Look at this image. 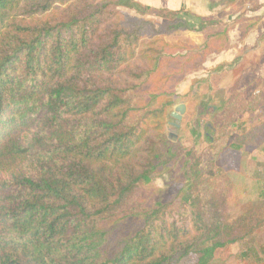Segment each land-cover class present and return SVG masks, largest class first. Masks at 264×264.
Wrapping results in <instances>:
<instances>
[{
	"label": "trees",
	"instance_id": "obj_1",
	"mask_svg": "<svg viewBox=\"0 0 264 264\" xmlns=\"http://www.w3.org/2000/svg\"><path fill=\"white\" fill-rule=\"evenodd\" d=\"M244 20L133 0H0V264H211L262 231L264 203L240 209L228 177L166 135L177 87ZM184 33L200 42L169 40ZM243 90L218 131L205 126L213 141L264 105ZM230 99L200 100L195 142ZM237 128L233 150L264 145V122ZM160 173L168 196L150 187Z\"/></svg>",
	"mask_w": 264,
	"mask_h": 264
},
{
	"label": "rangeland",
	"instance_id": "obj_2",
	"mask_svg": "<svg viewBox=\"0 0 264 264\" xmlns=\"http://www.w3.org/2000/svg\"><path fill=\"white\" fill-rule=\"evenodd\" d=\"M137 3L148 5L153 8H168L178 10L184 8L199 16L214 17L221 21L230 20V12L227 9V0H133ZM240 1V0H238ZM245 7V6H244ZM246 11V8H245ZM170 41H192L200 42V36L196 34L184 33L169 38ZM247 64H241L239 67L233 66L228 71L232 74H215V80L212 82L208 77V71L216 67L214 62L209 67L202 69L187 78L177 87L179 98L174 103L177 106L183 103L186 111L182 117L179 129H174L167 125L166 135L173 134L176 140L188 150L192 148L202 158L201 170L205 173H219L228 177L234 186V193L239 202L240 209H248L254 205L264 203V145L261 148H241L233 150L231 139L239 133L238 125L244 128L257 126L264 122V105L260 107L252 116H236L235 125L227 128L222 138L213 141L214 133L205 129V126H212L215 130L229 119V117L240 110L243 106L241 99L231 98L233 91L242 90L246 97L257 96L264 100V80L255 75L252 70L245 69ZM245 69V70H244ZM244 70V71H243ZM231 72V73H233ZM208 77V78H207ZM199 78L192 90H186L189 81ZM211 78V77H210ZM222 79V81H221ZM233 80V81H232ZM237 80L236 82H234ZM205 96H212L213 103L210 107L220 108V100L231 98L230 102L224 107L223 111L214 116L209 113L200 119L201 128L199 129V139L194 141V124L196 121L195 111L197 106ZM238 101V105H234ZM233 103V104H232ZM174 106V107H175ZM172 107V111L173 108ZM211 113V112H210ZM172 122V121H168ZM169 142V141H168ZM171 144V142H169ZM219 157H216L218 156ZM171 173H160L156 176L150 186L158 196L170 195L172 189ZM231 216L237 214V211L231 210ZM264 244V229L247 240L228 248L225 257L215 259L211 264H263L264 256L260 247ZM194 258L187 257L181 264H193Z\"/></svg>",
	"mask_w": 264,
	"mask_h": 264
},
{
	"label": "crops",
	"instance_id": "obj_3",
	"mask_svg": "<svg viewBox=\"0 0 264 264\" xmlns=\"http://www.w3.org/2000/svg\"><path fill=\"white\" fill-rule=\"evenodd\" d=\"M227 6L231 21L235 20L239 14H243L245 20L237 22L234 29L230 32V49L218 55L210 56L206 60L204 67L211 66L213 62L217 66L236 61L234 68L239 67L243 63L247 64L245 69L252 70L255 75L262 77L264 80V0H237L234 4H227ZM231 72L233 71H227L222 74L235 75V72ZM239 74L240 72L237 75ZM214 77L215 75H212L210 81L213 82L215 80Z\"/></svg>",
	"mask_w": 264,
	"mask_h": 264
},
{
	"label": "water",
	"instance_id": "obj_4",
	"mask_svg": "<svg viewBox=\"0 0 264 264\" xmlns=\"http://www.w3.org/2000/svg\"><path fill=\"white\" fill-rule=\"evenodd\" d=\"M186 111V107L183 103L178 104L173 108V111L170 113L169 120L172 122H168L167 125H170L174 129H179L182 121V117ZM167 130V126H166ZM167 140L171 142V144H175L177 142L176 137L173 134H167Z\"/></svg>",
	"mask_w": 264,
	"mask_h": 264
}]
</instances>
